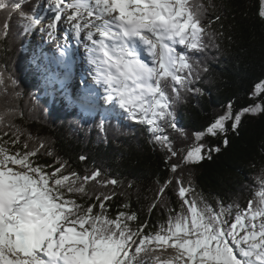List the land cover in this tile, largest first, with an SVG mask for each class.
<instances>
[{
    "label": "snow or ice",
    "instance_id": "snow-or-ice-1",
    "mask_svg": "<svg viewBox=\"0 0 264 264\" xmlns=\"http://www.w3.org/2000/svg\"><path fill=\"white\" fill-rule=\"evenodd\" d=\"M209 7H214L212 0L208 5L202 0H47V8L54 15L40 30L54 39L63 19L69 27L56 62L68 69L64 80L71 74L67 45L71 33L78 45L84 43L90 75L103 89L104 103L147 125L153 140L168 150L171 159L178 152L172 141L160 134L163 129L159 122L167 121L186 138L187 133L177 129L173 105L181 99L182 90L192 91V78L199 75V62L189 53L204 51L208 47L205 37L215 38L211 23H203ZM0 12L8 13L0 26L5 36L8 20L15 12H19L25 33L42 23L35 13L23 12L20 2L0 0ZM260 15L264 17V10ZM17 87L14 76L0 70V97L18 99L21 93ZM256 92H264V83L256 86ZM97 97L96 89L89 86L76 102L85 110H95ZM230 110L231 105L206 132L196 133V140L205 134L226 133V121L233 119ZM261 111L264 108L260 105L243 109L234 117L233 130L244 113ZM17 115L23 113L13 107L0 110V131L12 132L8 140L3 139L8 131L0 135V264H264V172L256 178L258 188L243 209L222 201L213 207L192 194L195 189L190 179L185 186L183 179L177 178L180 211L169 214L157 231L146 233L147 223L135 228L129 223L138 219L136 213L108 214L105 201L114 193L96 196L99 211H94L95 204L78 203L73 197L89 195L88 183L96 181L103 187L118 181L98 180V169L84 176L66 173V162L59 158V167L37 163L33 158L45 144L39 141L29 148L34 140L31 134L21 141L25 134L10 119ZM103 126L101 121V129ZM17 144L22 149L13 150ZM203 149L204 145L194 144L182 162H201ZM179 167L171 165L172 172ZM171 182L169 179L160 187L149 211Z\"/></svg>",
    "mask_w": 264,
    "mask_h": 264
},
{
    "label": "trees",
    "instance_id": "trees-1",
    "mask_svg": "<svg viewBox=\"0 0 264 264\" xmlns=\"http://www.w3.org/2000/svg\"><path fill=\"white\" fill-rule=\"evenodd\" d=\"M8 2H20L23 12L37 15L47 0ZM202 2L208 5V0ZM212 4L203 23H211L215 38L205 37L208 47L189 53L199 62V75L192 78V91L182 90L181 99L173 105L177 129L187 133L186 138L167 121L159 122L163 129L160 134L167 136L178 152L171 159L168 150L153 140L147 125L128 118L118 107L111 112L85 110L74 99L70 102L68 87L55 82L38 61L29 43L33 31H23L19 12L11 15L7 35L0 32V70L14 76L18 81L16 91L21 95L18 99L0 97V110L13 107L23 113L10 119L25 134L22 142L28 134L34 138L29 148L44 142L45 148L33 158L37 163L59 167V158L66 162V173L84 176L98 169V180L118 181L103 187L96 181L88 183L89 195H74L78 203L95 204L94 211H99L96 196L114 193L112 199L105 201L110 216L115 217L120 211L134 212L138 219L129 222L133 228L147 223L144 231L155 232L169 214L180 211L177 178H182L185 186L191 180L193 195L213 207L222 201L246 208L258 188L256 178L264 172V111L244 113L235 130L232 124L243 109L258 104L264 108V92H256V86L264 83V17L260 15L264 0H212ZM7 17L8 13L0 12V26ZM229 105L233 119L227 123L226 133L205 134L197 141L195 134L206 132L216 119L229 112ZM3 131H8L4 140L12 137L8 129L0 131V135ZM194 144L204 145L205 158L184 164L183 156ZM15 149H22V145L17 144ZM81 156L85 159L81 160ZM173 164H180L175 173L171 170ZM169 179L171 184L149 211V206L157 201L160 187Z\"/></svg>",
    "mask_w": 264,
    "mask_h": 264
},
{
    "label": "bare ground",
    "instance_id": "bare-ground-1",
    "mask_svg": "<svg viewBox=\"0 0 264 264\" xmlns=\"http://www.w3.org/2000/svg\"><path fill=\"white\" fill-rule=\"evenodd\" d=\"M66 32L67 31H64V36ZM67 39H68L67 44L69 46L72 45L73 43H72L71 33H68ZM68 62L70 63V73L71 74H70V77L67 79V81L68 82H79L80 84H82L83 83L82 80H84V77L87 78V75L89 72L88 69L91 70L88 67L86 58L83 59L81 53H79L78 48L75 47L72 50H68ZM49 71L50 73H55L56 76H58V74L64 75L65 72L68 71V69H66L63 65H60L58 63H52L51 66L49 67Z\"/></svg>",
    "mask_w": 264,
    "mask_h": 264
},
{
    "label": "rangeland",
    "instance_id": "rangeland-1",
    "mask_svg": "<svg viewBox=\"0 0 264 264\" xmlns=\"http://www.w3.org/2000/svg\"><path fill=\"white\" fill-rule=\"evenodd\" d=\"M44 7V9H43V12H45V13H47V14H49L50 16H53L54 15V13L53 12H51L48 8H47V3L43 6ZM58 27H61L62 29H64L65 28V30H67L68 29V25L65 23L64 24V21H63V19L60 21V23H59V25H58ZM60 30L58 29V31L57 32H59ZM35 32H36V30H35ZM71 37H72V41H73V38H74V36L71 34ZM35 40H37V39H35V37H34V39L33 38H31L30 39V44L31 43H36L35 42ZM37 42H38V40H37ZM38 44V43H37ZM52 75V74H51ZM59 75V74H58ZM61 76H63L64 77V75H61ZM61 76H59V77H55L54 75H53V77H54V79H60V80H64V78L62 77L61 78ZM76 80H78V79H76ZM84 83H86V84H88L89 82H87V80L85 79V80H82ZM64 82H66V83H68L66 80H64ZM76 84H78L77 86H78V88L79 87H81V86H79V85H81L79 82H77ZM258 94H261V93H258ZM97 102H98V104L97 105H102L103 107H104V110H106V111H112V110H114V107H113V105H109V104H103L102 103V101L99 99V100H97ZM258 105H260V104H258ZM111 108V109H110ZM231 120V119H230ZM230 120H228V121H226V127H227V123L230 121Z\"/></svg>",
    "mask_w": 264,
    "mask_h": 264
}]
</instances>
